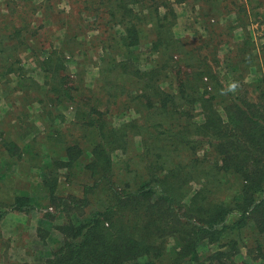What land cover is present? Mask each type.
<instances>
[{"label":"trees","instance_id":"16d2710c","mask_svg":"<svg viewBox=\"0 0 264 264\" xmlns=\"http://www.w3.org/2000/svg\"><path fill=\"white\" fill-rule=\"evenodd\" d=\"M77 1L75 16L59 17L62 26L83 13L122 27L101 43L96 86L85 83L82 71L69 70L72 54L64 47L34 43L37 29L25 15L17 24L0 20L2 95L25 113L36 102L44 125L37 130L32 120L16 138L0 127V140L18 152L13 141H26L20 149L26 151L38 141L51 152L40 154L41 195L16 194L9 204L28 210L43 196L53 207L45 214L58 243L39 264H237L242 247L249 261L264 263V43L258 47L235 14L231 29L242 27L240 39L235 50L219 54L220 40L211 32L220 0H189L208 19V37L200 43L172 29L174 4L187 0ZM200 2L213 3L204 11ZM79 32L70 39L78 40ZM150 35L154 57L142 63L133 48ZM20 47L31 51L33 66L21 60ZM222 62L230 70L220 74ZM36 69L42 80L32 74ZM233 82L235 92L229 91ZM114 108L136 115L114 122ZM73 177L80 193L65 192ZM57 213L63 219L56 222ZM39 231L42 239L49 234ZM203 241L210 247L201 249Z\"/></svg>","mask_w":264,"mask_h":264},{"label":"rangeland","instance_id":"374dc122","mask_svg":"<svg viewBox=\"0 0 264 264\" xmlns=\"http://www.w3.org/2000/svg\"><path fill=\"white\" fill-rule=\"evenodd\" d=\"M219 2L218 7L213 10L214 30L211 32L213 41L217 42L220 40L217 47H215L219 54L223 55L224 52L235 46L237 40L240 39L242 27L237 26L231 29L233 21L235 22V14L242 19L244 18L243 21L246 22V28L250 29L251 35L257 42L258 47H260V44L264 43V0L259 2L257 0H220ZM11 3L13 9L6 6L5 0H0L1 21L5 17L13 18V22L17 24L20 22L21 16L25 15L27 17L26 20L29 21L30 29H37L35 34L31 33L34 43L40 44L39 46L43 49H50L52 45L58 48L64 47L66 55L72 54L67 56L69 70L71 72L75 71V69L82 71L80 74H84L83 77L86 84L98 85L95 81L96 76L99 74L96 64L104 52L101 43L110 33L118 34L122 30L120 25L108 23L103 15L93 22L92 15H84L82 13V18L76 24L72 22L69 24L70 27L62 26L63 23H61L59 17H65L66 13L75 16V11L78 8L77 0H11ZM31 3L37 8L33 12L30 10ZM212 3L200 2L201 9H211ZM224 3L227 6H223ZM46 4H49L50 7L46 8ZM174 7L177 14L172 29L176 36L188 38L193 43H200L204 38L208 37L206 29L208 27V19L205 14L200 12L197 3L192 8L191 1L187 0L184 3L174 4ZM86 18L90 20L89 25L86 23ZM1 21L0 26L2 25ZM74 30L81 31L79 32L78 40L70 39ZM151 35L144 37L141 43L136 48H133L142 63L150 59V57H154L149 48V37ZM80 46L81 48H79ZM233 50H235V47H233ZM70 51L72 52L70 53ZM18 54L21 60L25 62V65L33 66L30 50H23L20 47ZM116 56L121 58L123 55L117 54ZM221 59L223 60V57ZM217 69L220 74L230 70L229 65L225 64V62H222ZM32 74L38 77L39 80L44 77L41 69L33 70ZM251 77H253V72H246L244 80L248 81ZM14 81L8 83L10 86L8 88H11L15 83ZM5 84V81L0 80V127L4 132V136H12L13 138L20 136L21 133L25 132L26 128L32 126V120L33 124L38 128H36L37 130L42 129L44 125L41 117H38V104L34 102V104L29 106V112L27 110L25 113L24 108L18 101L12 103V99L7 100L2 95V90H5ZM164 85L167 86L166 83ZM249 93L251 96L255 94L253 90H250ZM113 110L112 118L114 122H120L136 115L132 111L126 110L122 113H115L116 108ZM64 113L69 118L72 115V109L68 107L64 110ZM65 123L67 121L61 122L59 125L62 126ZM31 134L29 133L25 139L29 138ZM13 142L15 146L18 145L19 152L15 147L8 149L10 141L0 140V211H4L0 220V264H39L44 261L47 254L58 243L57 229L52 227L53 221L48 219L45 214L47 209L49 211L54 209L52 206H47V198L43 196L37 198L39 204L28 210L12 209L9 204L16 194H33L37 192L38 195H41V192L37 191L42 189L40 182L43 177V172L38 167L40 154H51V152L43 147L40 150L38 141L33 144L34 147L32 146L29 151L20 150L26 141ZM35 150L39 153L33 152ZM60 150L53 147L55 153H61ZM116 155L117 153L114 152L113 157L115 158ZM60 177L61 179L64 178L62 175ZM78 180V178L73 177L72 182L67 181L65 183L67 186L65 192L75 191L80 193L79 188L74 187L75 183L79 182ZM70 186L73 187L70 188ZM62 215V213H57L54 221L57 222L63 219ZM40 227L49 231V234L43 239L40 237ZM207 247L210 246L206 241H203L200 245L201 249H206ZM237 264L264 263L258 258H252V261H249L248 256L245 255V248L242 247V252L237 258Z\"/></svg>","mask_w":264,"mask_h":264},{"label":"clouds","instance_id":"9594fccd","mask_svg":"<svg viewBox=\"0 0 264 264\" xmlns=\"http://www.w3.org/2000/svg\"><path fill=\"white\" fill-rule=\"evenodd\" d=\"M239 87L238 82H233L232 84H230L229 86V91L235 92L237 90V88Z\"/></svg>","mask_w":264,"mask_h":264},{"label":"crops","instance_id":"0c3cea01","mask_svg":"<svg viewBox=\"0 0 264 264\" xmlns=\"http://www.w3.org/2000/svg\"><path fill=\"white\" fill-rule=\"evenodd\" d=\"M180 3H184V2H180ZM3 97V96H2Z\"/></svg>","mask_w":264,"mask_h":264}]
</instances>
